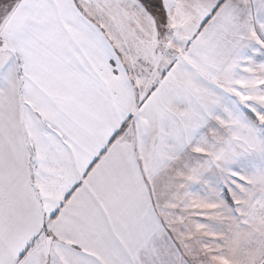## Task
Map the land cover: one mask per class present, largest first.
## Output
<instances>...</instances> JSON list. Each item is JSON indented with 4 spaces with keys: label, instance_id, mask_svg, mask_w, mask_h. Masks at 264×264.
Returning <instances> with one entry per match:
<instances>
[{
    "label": "snow or ice",
    "instance_id": "snow-or-ice-1",
    "mask_svg": "<svg viewBox=\"0 0 264 264\" xmlns=\"http://www.w3.org/2000/svg\"><path fill=\"white\" fill-rule=\"evenodd\" d=\"M0 264H264V0H0Z\"/></svg>",
    "mask_w": 264,
    "mask_h": 264
}]
</instances>
